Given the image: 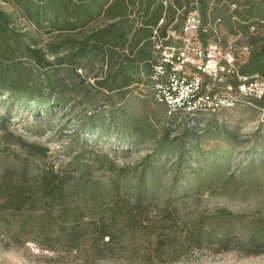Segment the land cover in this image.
<instances>
[{
	"label": "trees",
	"instance_id": "trees-1",
	"mask_svg": "<svg viewBox=\"0 0 264 264\" xmlns=\"http://www.w3.org/2000/svg\"><path fill=\"white\" fill-rule=\"evenodd\" d=\"M228 2L235 4L234 0ZM173 3L181 9L186 0ZM199 3L206 18V0ZM0 4L14 9L9 13L0 5V101L6 110L9 105L24 106L38 117L41 111L50 113L55 106L62 107L61 70L68 68L76 73L89 62H105L113 71L104 83H99V88L108 84L111 92L132 87H147L150 91L156 64L153 31L158 29L164 36L172 23L165 17V22L158 26L165 13L163 0H0ZM135 7L139 13L137 27L129 17ZM256 11L260 12L261 6ZM253 12L254 9L245 22L253 19ZM18 18L32 31L20 27ZM251 27L247 25L243 32ZM38 35L56 37L59 41L44 42ZM245 44L251 47V53L246 60L242 57L238 60L240 75L264 78V38L249 34ZM244 102L264 110V97ZM170 118L163 141L172 144L181 141L179 151L174 153L179 163L189 157L218 161L221 165L229 163L226 153H205L199 143L191 145L199 138L197 128L204 118L181 114ZM83 130L88 134L95 132L85 127ZM215 130L217 135L227 134L229 140L236 139L227 127ZM12 145L19 146L28 157L41 160L46 157V149L27 143L22 137H17ZM151 157L144 158L141 169H117L113 163L103 169L105 162L99 160L98 167L89 171L107 172L108 182L89 176H63L53 168L31 176L23 170L20 178L14 180L8 170L0 185V215H5L1 220L15 241L23 243L21 236L35 234L46 248L55 251L56 260L81 264L120 258L165 262L187 254L194 247L200 249L204 243L222 245L236 240L229 235L218 239L200 221H180L167 208L151 217V200L156 193V169ZM177 170L180 175L186 170L184 179L206 174L205 169L199 174L197 169ZM215 170L209 177L210 184L219 175L225 181L236 175L230 169ZM132 174L134 180L130 182L127 177ZM13 214L28 215L14 222ZM262 247L264 225L255 228L244 243L245 255L260 254L254 250Z\"/></svg>",
	"mask_w": 264,
	"mask_h": 264
},
{
	"label": "rangeland",
	"instance_id": "rangeland-1",
	"mask_svg": "<svg viewBox=\"0 0 264 264\" xmlns=\"http://www.w3.org/2000/svg\"><path fill=\"white\" fill-rule=\"evenodd\" d=\"M234 1L235 4L228 0H206L204 11L208 21L221 20L220 43L224 48H235L240 61L239 48L247 42V35L264 38V0ZM193 2L186 0L177 19L191 10ZM0 5L7 12H14L13 8ZM259 6L261 11L257 12ZM198 7L202 11L199 2ZM252 9L253 19L245 22ZM135 14L139 17L137 7ZM18 21L20 27L31 30L23 19ZM247 25L254 29L243 32ZM37 37L44 42L59 41L56 37ZM87 65L76 73L68 68L61 70L59 83L64 103L50 113L41 111L35 117L24 106L7 103L6 110L0 101V185L8 170L15 180L23 170L31 176L48 168L63 176H89L108 182L107 172L89 171L98 167L99 160L105 162L103 169L110 163L117 169H141L144 158L151 155L150 162L156 169L151 217L167 208L180 221H200L218 239L229 235L236 240L222 245L204 243L200 249L194 247L187 254L165 262L120 258L99 264H264V247L254 250L260 254L249 256L244 248L253 230L264 225V110L243 102L232 109L201 116L204 121L197 128L199 138L191 145L199 143L205 153H226L229 163L221 165L218 161L189 157L181 164L174 154L179 151L181 141L174 144L163 141L164 129L172 116L148 88L132 87L120 92L109 91L108 84L104 89L99 88V83H104L113 72L110 65L102 61ZM84 127L95 132L84 133ZM215 127H227L236 139L229 140L227 134L217 135ZM17 137L46 149V157L43 160L28 157L19 146L12 145ZM177 169H197L196 174L205 169L206 174L184 179L186 170L180 175ZM215 169H230L236 175L226 181L219 175L210 184L209 177ZM127 180L133 182V174ZM26 215L13 214L12 219L19 221ZM4 216L0 215V264H81L56 260L55 251L46 248L35 234L21 236L23 243L15 241L1 220ZM31 244L47 249L49 254H33Z\"/></svg>",
	"mask_w": 264,
	"mask_h": 264
},
{
	"label": "built area",
	"instance_id": "built-area-1",
	"mask_svg": "<svg viewBox=\"0 0 264 264\" xmlns=\"http://www.w3.org/2000/svg\"><path fill=\"white\" fill-rule=\"evenodd\" d=\"M198 2L194 0L178 29L171 25L164 36L154 29L151 38L156 64L150 92L169 116L198 118L264 97V78L240 75L237 50L220 43L221 20L204 18ZM163 3L167 5V1ZM163 23L161 20L158 26ZM239 52L246 60L251 47L243 44ZM29 247L33 254H49L35 244Z\"/></svg>",
	"mask_w": 264,
	"mask_h": 264
},
{
	"label": "crops",
	"instance_id": "crops-1",
	"mask_svg": "<svg viewBox=\"0 0 264 264\" xmlns=\"http://www.w3.org/2000/svg\"><path fill=\"white\" fill-rule=\"evenodd\" d=\"M164 1H167V5H164L165 6V13H164L163 17L161 18V20H163L165 22V19H166L165 17H167L168 19L172 20L171 25H175L176 27H178L183 22V19H184V17L180 18V20L177 19L178 14H181L180 12L184 6L181 9H178L173 3L174 0H163V2ZM167 9H171V10H167ZM129 17L131 20H133L132 22L134 23V27H137V22H135L137 20L135 12L133 11Z\"/></svg>",
	"mask_w": 264,
	"mask_h": 264
}]
</instances>
